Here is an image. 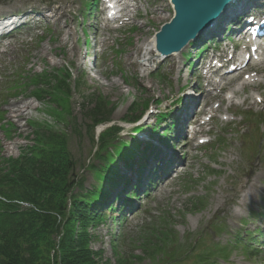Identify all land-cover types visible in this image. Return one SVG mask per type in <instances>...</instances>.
Listing matches in <instances>:
<instances>
[{
	"label": "rangeland",
	"instance_id": "rangeland-1",
	"mask_svg": "<svg viewBox=\"0 0 264 264\" xmlns=\"http://www.w3.org/2000/svg\"><path fill=\"white\" fill-rule=\"evenodd\" d=\"M87 2L0 0V17L28 11L43 13L36 18L39 23L35 31H21L0 46L2 156L18 157L34 138L29 124L44 123V130L51 128L67 135L68 150L86 190L97 181L84 167L97 164L93 153L108 128H117L116 135L120 132L121 140L130 142L136 121L131 118L137 112V119L144 116L143 122L150 115L143 122L147 129L142 136L147 139L156 114H168L158 130L162 132L178 116L185 94L195 98V92L208 90L200 72L187 67L186 56L192 55V48L179 58L154 59L144 67L147 44L172 18L168 0L128 1L125 13L129 22L116 24L111 30L104 27L99 10L86 9ZM60 7L69 12L54 25L47 17L49 13L44 12ZM74 47L78 56L72 53ZM44 72L60 76L55 84L59 83L57 87L63 91L51 100L35 99L29 81L31 74ZM257 73L251 70L230 83L218 98H208L207 107L215 113L212 122L189 131L187 120L182 128L187 130L184 140L189 145L178 139L171 153L163 151L177 162L174 168L178 167V173L172 169L162 182L147 190L146 196L139 191L134 214H126L120 225L121 213L114 204L112 213L103 211L106 217L101 223L87 227L89 249L99 259L98 264H117L120 259L127 264H193L195 258L208 255L214 248L216 252L218 247L226 248L229 256L225 261L219 258L217 264H264V244L259 255H248L242 245H234L237 233L264 224V67ZM248 76H255L257 84L227 101ZM99 99L113 106V114L92 127V118L99 113ZM25 104L31 108L23 118L10 116L13 105L22 108ZM215 106L217 110L212 109ZM64 115L69 123L61 122ZM198 131H210L207 138L202 137L209 141L203 148H197L198 141L192 135ZM152 165L150 162L147 173ZM119 166L120 162L117 170L122 171ZM18 207L30 208L28 204ZM218 222L222 230L214 233ZM75 229L80 230L78 223Z\"/></svg>",
	"mask_w": 264,
	"mask_h": 264
},
{
	"label": "trees",
	"instance_id": "trees-1",
	"mask_svg": "<svg viewBox=\"0 0 264 264\" xmlns=\"http://www.w3.org/2000/svg\"><path fill=\"white\" fill-rule=\"evenodd\" d=\"M59 78V74L56 77L48 72L31 74L29 81L34 87L35 99L44 100L47 97L51 100L59 90L63 91L57 87L59 83L55 84ZM65 95L69 96L68 91ZM108 106L102 100L99 102V113L95 119L92 118V127L98 122H106L113 114V106ZM64 117L61 122L69 123L68 116ZM137 117L136 112L131 118L133 123ZM160 117L157 116V122ZM29 125L34 131V138L17 158L3 157L0 149V264L100 263L89 249L86 229L102 222L106 217L103 211H115V207L108 204V189L114 188L111 184L117 178H123L118 175L117 165L119 162L141 165L145 158L144 152L138 154L141 143L135 137L130 142L122 141L120 132L116 135L117 128H108L93 153L92 158L97 164L84 167L92 172L97 181L96 185L86 190L68 150L67 135L51 128L44 130V123ZM149 132L157 133L153 128ZM115 199L118 203L121 196L117 195ZM130 199L128 194L121 199L119 212L124 211V204H130ZM18 204H28L30 208L22 210ZM76 223L80 225V230L75 229ZM255 237L264 238V231H244L243 239L238 235L241 242L248 245L254 242ZM213 255L214 251H211L208 255L197 257L193 264H212ZM117 264L127 263L120 259Z\"/></svg>",
	"mask_w": 264,
	"mask_h": 264
},
{
	"label": "water",
	"instance_id": "water-1",
	"mask_svg": "<svg viewBox=\"0 0 264 264\" xmlns=\"http://www.w3.org/2000/svg\"><path fill=\"white\" fill-rule=\"evenodd\" d=\"M233 0H170L174 16L154 36L155 51L161 57L179 52L219 16ZM147 109V108H146ZM143 115L136 121L140 120Z\"/></svg>",
	"mask_w": 264,
	"mask_h": 264
},
{
	"label": "bare ground",
	"instance_id": "bare-ground-1",
	"mask_svg": "<svg viewBox=\"0 0 264 264\" xmlns=\"http://www.w3.org/2000/svg\"><path fill=\"white\" fill-rule=\"evenodd\" d=\"M240 0H234L233 2L229 3L227 5V7L225 8V10L220 14V16L218 17V19L216 20L215 24L217 22H222L224 21L226 18L229 17V15H231L234 10L232 9V7L236 6L238 4ZM248 6L247 5H244L242 6L241 9H247ZM68 10L66 8H62L60 7V9H53V10H50L48 13V17L50 19L53 20V24L54 25H59L61 19L63 17H65L67 14H68ZM60 31L61 33L64 35V36H67V34L65 33V30L63 27H60ZM206 32V31H205ZM201 33L199 34V36L197 37V39L199 37H203L205 36V34L207 33ZM210 32V30L208 31V33ZM187 47L185 46L184 48H182L179 52L177 53H174L172 55H169L167 57H161V58H164V59H170V60H173L175 58H179L181 56V53L183 51H185ZM72 53L76 56H78V52H77V49L74 47L72 49ZM158 59L159 58V54L156 53L155 51V48H154V38L147 44V47L145 48V52H144V55L142 57L143 59V62L145 63L144 67H149L151 62L154 60V59ZM256 66V65H254ZM253 65H250V68H254ZM249 81L248 83L246 82H243L242 85H245V84H253L255 82V79L253 77H249ZM210 86H212V84H210ZM245 89H244V86H242V88L240 90H234L232 91V95H233V98L239 96L240 94H242V92H244ZM187 99L188 100H195V98L191 97L190 94H185V100ZM31 108V105L30 104H25L22 108L20 107H17L15 105H13L11 108H10V116L12 118H15V119H20V118H23L25 113ZM188 117V116H187ZM185 146H188L189 143L186 141L184 143ZM243 204V203H242Z\"/></svg>",
	"mask_w": 264,
	"mask_h": 264
}]
</instances>
